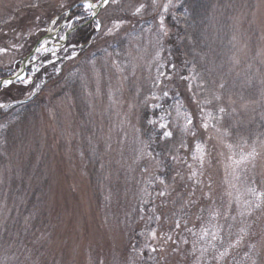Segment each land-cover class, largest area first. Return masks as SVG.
<instances>
[{"label":"rangeland","instance_id":"rangeland-1","mask_svg":"<svg viewBox=\"0 0 264 264\" xmlns=\"http://www.w3.org/2000/svg\"><path fill=\"white\" fill-rule=\"evenodd\" d=\"M73 1L0 0V78L45 40L50 51L21 75L33 79L40 64L43 77L58 75L22 115L0 91L10 105L0 108V264H264V0H117L96 10L86 54L60 39ZM187 28L203 55L186 77L202 128L191 143L182 106L163 111L172 173L139 122L180 76L167 53ZM159 197L171 212L153 226Z\"/></svg>","mask_w":264,"mask_h":264},{"label":"trees","instance_id":"trees-1","mask_svg":"<svg viewBox=\"0 0 264 264\" xmlns=\"http://www.w3.org/2000/svg\"><path fill=\"white\" fill-rule=\"evenodd\" d=\"M79 1L80 0L73 1L65 7L66 9H64V11L67 12L75 3ZM73 13L83 14L82 8H80V6L75 7L73 10H71L69 16H71ZM58 14L55 12V14H52V16L50 15V17H55ZM95 21L96 20H91V18H87L83 22H76V26L79 27L69 34L65 44V48H72L73 45H75L74 48H78L80 49L81 53L86 54L88 52V48H90L91 46L93 39L96 37L97 31L94 28ZM65 30L66 29H63L62 32H64ZM81 34H83V36L85 37H89L90 39L85 42V39L81 37ZM190 34L191 31L189 30V28H187L184 30L183 33L180 34V36L174 43H169L170 50H168L169 53H167V57L172 59V62L174 63L173 66L176 70L175 73L180 74V76L174 77V83L172 85L167 86V88H169L168 91H166V89L161 90V96L158 99L157 105L154 110H142L139 122V134L143 139L145 145H147L148 150L151 152L152 155H154L155 160L157 162L160 160L161 162L163 161L168 170L172 166V173L176 172L174 171L176 155L171 153H166L163 155V152L170 151V146L175 140L172 136L165 137L163 135L165 129H159L156 124V122H159L163 118V111L165 110L166 112L170 108V105L174 106V104L176 105L178 103L182 106L183 110L186 112L189 118H191L193 129L195 130V132H197L196 135H192V140L190 139V142L193 143L201 136V133L198 132V130L202 128V108L198 103H195L192 99L191 94L187 89L186 77L190 69H193L195 66L198 67L200 65V60H202L203 55L196 49L197 45L195 40L192 37L189 38ZM186 41L189 42V45L186 43ZM166 46L168 48V45ZM69 50L71 51V49ZM37 69H39V71H37V74L33 75V83L29 85V89L34 90L30 97L24 96L25 90H27V88L19 83H14L12 86H10L9 89H4L3 87H0V91H3V93L11 100V102L14 101L13 108L17 110V115H22L23 113H25L24 109L25 107L27 108L30 105L32 99L37 98V96L43 92L45 86L48 83V86L51 85L52 80H54L58 76L48 75L43 77L42 73L45 72V68L42 67L41 64L38 66ZM3 75L6 76L5 73L2 74V76ZM36 80H39V87L34 86ZM11 91H16L17 94L13 95ZM165 93H167V95H165ZM150 121H155V123H150ZM182 146H184V144L180 145V147ZM159 155L162 156V159L161 157H159ZM163 156L165 157L164 159ZM175 176L176 175H173V183L175 184V188H178L177 184L179 179H177L178 177L176 176V178ZM262 180L264 181V179ZM115 186L113 187V190H115ZM262 192L264 193V182H262ZM176 196H179V194L177 193ZM174 200L175 198L171 199L172 202ZM194 207L195 205L192 206V208ZM170 212L171 205L166 204L165 206V203L159 197L157 199V208L155 209V213H150L147 221L151 222L153 226L162 225L168 222L167 217L169 216ZM155 214L159 217V219H155ZM190 217L191 216L188 214L183 220L185 222H189ZM153 220H156L157 223H154ZM198 220V217L194 219V222L196 221V223L198 224V228L202 232H204V234H209V229L203 223H199ZM145 222L146 217H143L136 222V227L134 228V231L128 237V248L131 247L132 241L135 240L136 237H138V228ZM210 238L214 240L213 235L210 236Z\"/></svg>","mask_w":264,"mask_h":264},{"label":"snow or ice","instance_id":"snow-or-ice-1","mask_svg":"<svg viewBox=\"0 0 264 264\" xmlns=\"http://www.w3.org/2000/svg\"><path fill=\"white\" fill-rule=\"evenodd\" d=\"M116 2H117V0H80V5H79V6H80V8H82V13H83V14H76V13H73L71 16H69V14H68L67 12L63 13L62 16H63V17H67V21H66V23L64 24V28H65L66 30H73V29H75V27H76V22H83V21H85L87 18L96 17V16H97V11H96V10H97L99 7H104V6L108 5L109 3H116ZM152 2H153V4L155 5V4L157 3V0H152ZM169 3H171V0H169ZM62 7H63V5H62ZM143 7H144V5L141 4L139 7L136 8V12H137V13L140 12L141 9H142ZM167 10H168V8H167V5H166V6L164 7V11L166 12ZM56 22H57V21H56L55 19L52 20V24H55ZM119 27H120L119 24H115V25H114V28H117V29H118ZM94 28H95L96 31H99V30H100V28H101V23H100L99 20H96V21H95V26H94ZM160 28H161V31H163L165 34H167L166 29H165V27H164V20H163V17H161V19H160ZM49 31H50V29H49ZM111 31H112V29H109V32H111ZM81 37H82L83 39H85V42H87L88 39H90L89 37H85V36H83V34H81ZM60 39H61V40H64V39H66V37H65V36H61ZM47 43H48V41L45 40L43 43L40 44V46L36 49V51H37V52H41V50H43V52H49L50 49L46 47ZM73 47H75V45H73ZM65 50H66V49H65ZM0 51H2V50H0ZM53 54H55V53H53ZM33 59H35V57H33ZM37 71H39V69H37ZM57 71H59V70L57 69ZM16 80L20 81V82H21L22 84H24V85L32 84V79H31V77L25 79L24 76H22V75H17ZM13 84H14V81H13V80H11V79H5V80H3V82H2V87H3L4 89H9L10 86H12ZM37 87H39V86L37 85ZM165 95H167V93H165ZM9 106H10V105H8V104H0V108H7V107H9ZM224 111H225L224 108H220V112H224ZM188 122L191 123V120L189 119ZM150 123H155V121H150ZM161 127L164 128V127H166V125L161 124ZM205 127H207V125H205ZM163 135H164L165 137H170V136L172 135V133H171V132H168V131H165V132L163 133ZM197 147L199 148V146H197ZM250 155H253V156H254V155H255V150H253V153H251ZM238 163H239V162H238ZM161 183H163V181H161ZM160 195H164V193L161 192ZM253 195H256L255 191H253ZM260 196H264V193H261V194L257 197L258 200L260 199ZM256 206L259 207L260 204L257 203ZM177 227H179V224H177ZM205 235H207V233H205ZM151 236H152L153 238H155L156 233H155V232L151 233ZM215 238H216L215 235H213V239H215ZM169 239H171V237H169ZM153 251H155V249H153ZM225 254H226V252L221 253V256H223V255H225Z\"/></svg>","mask_w":264,"mask_h":264},{"label":"water","instance_id":"water-1","mask_svg":"<svg viewBox=\"0 0 264 264\" xmlns=\"http://www.w3.org/2000/svg\"><path fill=\"white\" fill-rule=\"evenodd\" d=\"M78 5H80V2H78V3H76L70 10H72L74 7H76V6H78ZM101 8H103V7H99L98 9H97V11L98 10H100ZM93 19H95L96 17H92ZM68 33L69 32H67L66 33V38H67V36H68ZM46 36H48V35H46ZM37 46H38V44H36L34 47H33V49L30 51V53L28 54V56L22 61V64L20 65V68H19V70L16 72V73H14L12 76H10V77H7V78H3V79H0V86L2 85V82H3V80H5V79H11V80H13L14 82L16 81V77H17V75H20V74H22L23 72H24V68H25V66H26V63H27V61L35 54V52H36V49H37Z\"/></svg>","mask_w":264,"mask_h":264}]
</instances>
